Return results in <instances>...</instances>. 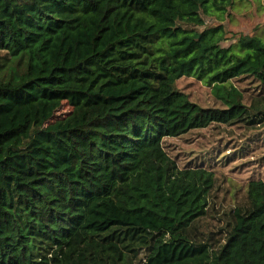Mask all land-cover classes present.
<instances>
[{
	"label": "trees",
	"instance_id": "trees-1",
	"mask_svg": "<svg viewBox=\"0 0 264 264\" xmlns=\"http://www.w3.org/2000/svg\"><path fill=\"white\" fill-rule=\"evenodd\" d=\"M233 4L0 0V264H264V179L218 202L212 157L264 161V39L183 25Z\"/></svg>",
	"mask_w": 264,
	"mask_h": 264
},
{
	"label": "rangeland",
	"instance_id": "rangeland-1",
	"mask_svg": "<svg viewBox=\"0 0 264 264\" xmlns=\"http://www.w3.org/2000/svg\"><path fill=\"white\" fill-rule=\"evenodd\" d=\"M233 2L234 4L228 7L223 19L216 16H204L205 26L183 25L190 29L202 31L206 26L222 24L226 29V36L230 37L223 42V45L226 46L236 41L234 36L242 34L258 35L264 39V0H233ZM179 87L191 94V97L202 105L210 106L212 104L213 87L206 85L202 80L196 77H184L180 79ZM67 110H69V106L65 104L61 112ZM170 142L176 144L179 149L192 147L191 144L179 138H172ZM220 155L221 166H219L220 170L217 173L219 179L217 187L219 186V189L216 191L219 197L216 201L220 202L225 193H228L227 199L230 200L235 190H243L246 187V181L251 176L264 179V161H261L260 154H230L225 157L226 153L222 150L219 154H213L212 157ZM218 163L214 167H218Z\"/></svg>",
	"mask_w": 264,
	"mask_h": 264
}]
</instances>
